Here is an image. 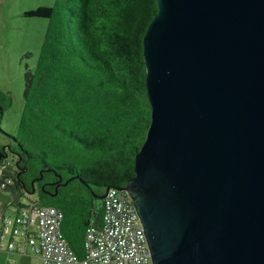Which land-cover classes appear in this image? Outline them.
Wrapping results in <instances>:
<instances>
[{
	"label": "water",
	"instance_id": "1",
	"mask_svg": "<svg viewBox=\"0 0 264 264\" xmlns=\"http://www.w3.org/2000/svg\"><path fill=\"white\" fill-rule=\"evenodd\" d=\"M156 1L143 36L151 122L116 187L151 264H264V0Z\"/></svg>",
	"mask_w": 264,
	"mask_h": 264
},
{
	"label": "trees",
	"instance_id": "2",
	"mask_svg": "<svg viewBox=\"0 0 264 264\" xmlns=\"http://www.w3.org/2000/svg\"><path fill=\"white\" fill-rule=\"evenodd\" d=\"M157 10L156 0H55L26 12L48 25L25 68L18 133L0 149V164L11 151L17 168L0 178L13 175L6 190L16 199L34 179L46 185L50 193L37 197L63 211L62 232L79 256L89 220L102 219L106 186L135 174L151 122L143 36Z\"/></svg>",
	"mask_w": 264,
	"mask_h": 264
},
{
	"label": "built area",
	"instance_id": "3",
	"mask_svg": "<svg viewBox=\"0 0 264 264\" xmlns=\"http://www.w3.org/2000/svg\"><path fill=\"white\" fill-rule=\"evenodd\" d=\"M6 169V164H0V177L5 175ZM15 169L14 166L12 171ZM13 183V175L0 178V190L8 189ZM8 192L12 198L0 200V250L34 254L40 264L152 262L143 223L126 190L116 186L106 188L102 219L100 222L89 220L82 256L75 252L62 232L64 215L59 207L42 204L37 196L22 203L14 193Z\"/></svg>",
	"mask_w": 264,
	"mask_h": 264
},
{
	"label": "rangeland",
	"instance_id": "4",
	"mask_svg": "<svg viewBox=\"0 0 264 264\" xmlns=\"http://www.w3.org/2000/svg\"><path fill=\"white\" fill-rule=\"evenodd\" d=\"M55 0H0V149L14 143L21 114L24 109L25 68L33 66L48 25V18L26 12L40 5H52ZM4 164L12 171L15 157L10 151ZM24 190L19 202L35 197ZM12 195L0 190V200H10ZM0 264H40L34 254L0 250Z\"/></svg>",
	"mask_w": 264,
	"mask_h": 264
},
{
	"label": "flooded vegetation",
	"instance_id": "5",
	"mask_svg": "<svg viewBox=\"0 0 264 264\" xmlns=\"http://www.w3.org/2000/svg\"><path fill=\"white\" fill-rule=\"evenodd\" d=\"M13 153V152H12ZM14 154V153H13ZM31 184V187L33 188V185H32V182L30 183ZM31 188V189H32ZM56 188V187H55ZM30 189V190H31ZM40 190H42L44 193H50V190H48L47 189V187H46V185H40L39 183H38V181L35 183V185H34V192L33 193H35L36 194V196H38V192L40 191ZM56 193V190L54 191V193L53 194H55Z\"/></svg>",
	"mask_w": 264,
	"mask_h": 264
}]
</instances>
